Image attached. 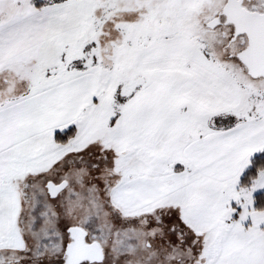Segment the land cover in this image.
<instances>
[{
    "label": "snow or ice",
    "instance_id": "6c2138e0",
    "mask_svg": "<svg viewBox=\"0 0 264 264\" xmlns=\"http://www.w3.org/2000/svg\"><path fill=\"white\" fill-rule=\"evenodd\" d=\"M0 264H264V0H0Z\"/></svg>",
    "mask_w": 264,
    "mask_h": 264
}]
</instances>
